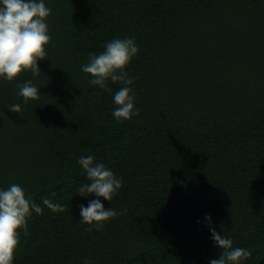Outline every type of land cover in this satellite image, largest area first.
Returning a JSON list of instances; mask_svg holds the SVG:
<instances>
[{"label":"trees","instance_id":"1","mask_svg":"<svg viewBox=\"0 0 264 264\" xmlns=\"http://www.w3.org/2000/svg\"><path fill=\"white\" fill-rule=\"evenodd\" d=\"M44 2L40 74L0 78V190L19 184L43 208L19 230L13 264H209L222 251L210 228L252 252L242 264H264V0ZM127 37L140 114L117 121L122 85H92L81 66ZM28 80L40 98L25 104ZM89 155L122 179L99 198L118 215L92 231L80 205L97 197L77 191Z\"/></svg>","mask_w":264,"mask_h":264},{"label":"clouds","instance_id":"2","mask_svg":"<svg viewBox=\"0 0 264 264\" xmlns=\"http://www.w3.org/2000/svg\"><path fill=\"white\" fill-rule=\"evenodd\" d=\"M51 9L46 7L44 0H0V78L12 81L22 72L31 71L33 76L41 72L38 61L47 59L45 46L51 41L47 18ZM100 54L89 53V62L81 66V70L92 76L90 83L99 88L111 91L107 81L122 85L114 94L116 109L113 116L117 121L130 120L140 114L135 108V92L130 87L134 79L126 71L132 59L138 54L139 48L134 38L114 39L104 46ZM18 95L24 103L38 100L40 90L31 80L19 85ZM9 111L19 113L22 117L20 104L9 106ZM91 155L78 159L79 165L86 172L90 183L80 186L77 191L80 196L95 194L97 199L91 200L88 206L80 205L81 222L100 230L103 223L114 218L118 213L111 207L105 208L100 197L112 201L114 195L122 187V179L103 163H94ZM56 193H52L55 197ZM43 205L52 212H63L66 205L54 203L48 197L42 198ZM32 210L43 215V208L27 196L19 184H12L6 190H0V264H13L14 255L20 244V231L27 236V218ZM211 225L212 217L206 216ZM212 239L222 250L218 259H211L209 264H242L249 259L252 252L249 249L233 247V241L221 236L215 228H210ZM86 264H91L89 259Z\"/></svg>","mask_w":264,"mask_h":264}]
</instances>
